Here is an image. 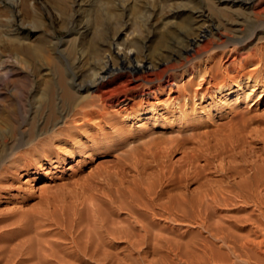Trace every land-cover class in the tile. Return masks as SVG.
Masks as SVG:
<instances>
[{
    "label": "rangeland",
    "instance_id": "374dc122",
    "mask_svg": "<svg viewBox=\"0 0 264 264\" xmlns=\"http://www.w3.org/2000/svg\"><path fill=\"white\" fill-rule=\"evenodd\" d=\"M220 1L225 0H211L212 6ZM211 2L0 0V160H5L0 164V264H17L22 260L26 263L21 264H184L189 257L188 264H223L219 263L221 257L226 259L224 264H229L234 260L215 242L211 243L213 251L203 255L201 244L207 236L192 220L164 221L158 214L159 207L165 206L180 208V214L188 209L189 213L205 190L232 185L239 180L236 172L250 170L252 163L264 167V64L246 68L256 66L259 72L256 83L244 80L238 92L231 96V104L223 106L220 103L226 92L218 83L213 90L211 85L223 78L228 85L235 83L240 65L227 75L222 69L228 64L229 52L226 56L211 52L200 61L196 55L189 54L192 48L189 42L198 37L210 18L214 24L220 20V24L224 20V24L238 21L235 24L239 23V29L235 30L243 38L256 25L264 26V0L255 8L262 13L258 20L253 19L251 9L243 10L225 2L222 6L231 7L230 14L220 17L211 10L209 13ZM234 8L237 12L242 10L238 12L240 17ZM199 12H206L208 17L198 21ZM224 33L229 51L237 37L232 32ZM114 45L125 52H134L137 61L155 64L157 71L165 70L162 77L154 78L152 87L158 91L154 101L161 105L156 112L148 111L141 120L145 129L138 126L135 117L139 106L146 110L151 106L144 103L132 106L131 101L128 111L119 113L109 100L102 102L98 92L90 90L83 93L86 98L72 109L62 97L61 85H57L62 77L63 88L86 85L111 55L112 66L116 68L113 80L116 85L122 82L126 86L124 80L135 75V71L119 70L120 59L114 56ZM259 46L264 43L252 44L253 49ZM250 53L246 48L239 52L242 57ZM258 57L264 59V48ZM174 63L176 68H171L170 64ZM179 64L184 68L177 69ZM209 65L222 68L219 73H223V78L216 82L206 78L202 87L209 86L213 91L217 97L213 105H220L218 108L201 102L202 91L197 90ZM46 68L48 79L42 76ZM176 87H184V97L180 100L173 99L175 94L169 96ZM70 109L75 114L85 109L103 111L104 119L81 126L82 122H72L68 117L65 122L52 124L62 130L61 134L37 133L51 114ZM231 119L245 122L243 143L246 151L251 152L250 158L234 163L228 158L206 160L204 148L207 147L201 143L205 141L203 133ZM19 137L28 141L25 147ZM72 138L86 142L89 148L80 152L81 161L63 156L62 164L58 165L59 153L71 146ZM46 155L57 167L51 174L45 170L34 172L25 179L29 182L22 185L26 162L34 161L32 164L38 170ZM163 202L167 205L163 206ZM132 208L136 212L144 210L140 213L146 218L143 223L151 225L152 230L148 241L141 239L142 232L131 221ZM101 225L111 229L116 238L100 237ZM123 235H138L135 238L139 251L130 249ZM168 244L173 254L168 253ZM197 252L202 254L201 258L196 256ZM115 259L120 261L116 263Z\"/></svg>",
    "mask_w": 264,
    "mask_h": 264
},
{
    "label": "bare ground",
    "instance_id": "6f19581e",
    "mask_svg": "<svg viewBox=\"0 0 264 264\" xmlns=\"http://www.w3.org/2000/svg\"><path fill=\"white\" fill-rule=\"evenodd\" d=\"M209 1L211 2V0H209ZM261 1L262 0H225V1H220L217 6H216V3H214L215 5L214 4L213 5L215 7L212 6V2H211L210 6L208 5L209 9L207 11L210 13V10H211L212 13H214L220 17L226 16V15L231 13V11H230L231 7L222 6V3L225 2V3H228V5L230 4L232 7L237 6L238 8H241L243 10L244 9H251L252 13L254 15L253 19L258 20V19H260V17L258 18V16L262 13H259L258 12L259 10L255 11V8L258 6V4L261 3ZM205 4L207 5V3H205ZM251 10H250V12H251ZM203 11H204V9H203ZM235 11H236V9H235ZM239 11L241 12L242 10H238V12ZM238 12L236 11L235 13H238ZM232 13H234V11ZM242 13H241V15H242ZM238 15L240 17V13H238ZM238 15H236V16H238ZM206 17H208L206 12H199L196 19L199 21V20L204 19ZM251 17H252V15H251ZM229 18H231V17H229ZM210 19H209V23L206 27H203L201 29L199 28L200 32L198 33V37L195 38L194 40H192L191 42H189L191 47H192L191 49L189 48L190 49L189 54L191 56L196 55L200 61L202 56H204V55L210 56L211 52L212 53L221 52L220 53V54H222L221 56H226L227 52L230 53V55L228 56V59L226 60V62L228 64L225 65V67L223 69L216 67V65H209V67H207L208 71L204 72L205 75L202 76V79L200 78V81H199L198 86H197V90L202 91L201 95H200L201 96L200 101L203 103L207 102V105H212V106H214V108H216V107L218 108V107H220V105H216V103H215V105H213L214 100L217 99V97L212 94L213 91H211L210 88H208L209 86L205 89L202 88L204 86V84L206 83V78H211L216 82L218 79L223 78L222 77L223 73L221 74V73H219V71L223 70V72H225L228 75V72H232V70L235 71L237 65H240L236 74L234 73L235 77H236L235 83L228 85L227 82L223 81V80H225L223 78L222 81L220 80L221 82L217 81L216 83L211 85L212 90L216 89L217 85H219L222 87L221 90L226 92L225 95H223V99L220 103V104H223V106H227V105L231 104V102H232L231 96L236 94V92H238V90L241 88L242 82L244 80H247V82L251 81L253 83H256V80H255L256 77L255 76H258V74H259V72H257L258 70H256V66H255V68H252V69H250V68L246 69V68L248 66H250L251 64H256V65L257 64L258 65L264 64V59L262 57L261 58L258 57L259 53L264 48V46H259L257 49H255V48L253 49V47H252V44L255 45V44L264 43V31H263L264 26L263 25H258V26L256 25L254 27V30H252V33L247 38H245V37L243 38L241 36H238L237 35L238 32L236 33V30H235L238 28L239 23L235 24L238 21H234V20L230 19V20H232V21L229 20L231 22V24H228V22L226 24H224L225 20H224L223 24H220V21H221L220 20L219 22L214 24L213 18H212V20H210ZM236 20H237V18H236ZM195 22H196V20L194 21V23ZM248 25H249V23H248ZM253 26L251 25V27H253ZM225 31L226 32H232L234 34V36L237 37L233 40V44H234L233 49H231L229 51H226L228 43H226L223 39V37H227L224 33ZM232 33H230V34L233 35ZM229 40L231 41V37H229ZM242 48H246L247 50H251L250 55L247 54V55H249L248 57H245V56L242 57L241 54H239V52H241ZM114 50L116 51L114 56L119 57V59H120L119 63L121 65V69H119V70L130 69V70L135 71V75H130L129 76L130 78L124 80V82L126 83V86H123L124 84L122 85L121 84L122 82L118 83L119 85H116V81L113 80L112 75L116 71V68L112 66L111 55H108L109 57L107 58L106 63H104L105 65L103 67H101V69H99V72L92 74V76L90 77V79L86 85L82 86V85L77 84V86L75 85L76 89H74V88L68 89L67 87L63 88V85H62L63 81L62 80H65L64 77H62V80L60 79L58 81L57 85H59V84L61 85L62 97H63L64 101L67 102V104L72 109L76 105H78L82 100H84V98H86L85 95H83V93L88 92L90 90H94V91L98 92L99 97L101 98L102 102L109 100L110 106L117 108L116 111H118L119 113H125L126 111H128V109L130 108L129 105H130L131 101L133 103L132 106L137 104V103H139V104L144 103L146 105H149V106H151V108L149 110L148 109L146 110V108L139 106L138 107V113L136 114L137 117H135V119L138 120V123H137L138 126L141 129H143V128L145 129L146 127L144 124L141 123L142 122L141 120H143V118L147 115L148 111L149 112L150 111L156 112V110H158L159 106L161 105L159 103H156L157 101H154L156 99V95L158 92L156 88L152 87V84L154 82V78L156 76L162 77L163 74L165 73V70L162 69L161 71H157L156 67L154 66L155 64H152L151 62H148L146 60L137 61L136 60V54L132 51L125 52V51H123V49H120L119 47H117L115 45H114ZM1 55H0V62H2L1 61V59H2ZM219 58H220V56H219ZM211 61H213V59H211ZM175 65L177 66V64H175V63L170 64V67L173 68ZM176 66H175V68H176ZM183 66L184 65L179 64L177 69H182V68H184ZM252 67H254V66L252 65ZM220 69H222V70H220ZM215 70L217 72L216 75H214ZM48 71L49 70L47 69L46 74L42 75L43 78L45 77L48 79V76H49L47 73ZM212 74L214 75V77ZM261 74H262V72H261ZM37 75H39V74H37ZM61 76L62 75H60L59 78H61ZM259 76H261V75H259ZM263 77H264V75H263ZM228 79H229V77H228ZM213 80H211V81H213ZM222 82H223V84L220 85ZM140 87H143V89L141 90L140 93L136 94L135 93L136 90ZM181 88L182 87H180V88L176 87L175 91L169 93V96H172L175 94L173 99L174 100H180L181 98L184 97V94L182 97L184 87L182 88V90H181ZM263 88H264V84H263ZM194 96L196 97V93ZM136 99H138L137 102H135ZM235 102L238 103V101H235ZM215 111H218V110H215ZM102 112L98 113L97 111L93 112V111H87L85 109V111L81 110V112L75 114V113H71V109H70L69 111H62L61 113L56 114V115H54L55 113L51 114V115L49 114L50 116L48 115L49 116L48 120L41 123L40 127L37 129V133L40 134V133L49 131L51 133L48 136H51L52 134H54L56 132L57 133L55 136H57V134L58 135L61 134L62 130L59 131V128H55L54 126H52V124L55 122L57 123L59 120L62 122H65L68 117H70V120L72 122H82V123H80V125L82 124L83 126H85L86 124H88L90 122H92V123L93 122L94 123L95 122H102L104 119V114H102ZM221 112L223 113L224 109L221 110L219 113H221ZM187 113H188V110H187ZM186 116H187V114H186ZM182 117H184V116H182ZM183 127H185V126L183 125ZM35 130H36V128H35ZM245 131H246L245 130V122L242 120L233 121L231 119L229 121H226L225 123H221V124L219 123V124L212 126V129L210 131L203 133L205 141L204 142L201 141V143H203L205 145V147H207V148H204L206 150L205 151L206 153H204V157L207 158L206 160H210V159L224 160L225 158H228L231 161L233 160L232 162L234 163V160L235 161L236 160L237 161H239V160L245 161V160L249 159L251 152L249 151L250 152L249 153L246 151L245 145L243 143V140H244L243 137H244ZM30 134L32 136V133H30ZM27 136H29V135L27 134ZM27 136H26V139H27ZM203 136H202V138H203ZM92 139H88V140H92ZM21 142L23 144H25V145H23L24 147L28 143V141L25 139H21ZM35 142H33L32 144H35ZM69 142H72L71 146L69 148H67V150L65 148L64 151L59 153L60 155L58 156V159L56 160V163L58 165L62 164V161L64 160L63 156H67V159H69V160H72L75 158L78 159L80 156H82L81 155L82 153H80V152H82V150H84V148L85 149L89 148L86 142H83L80 140H75V138H72V141H69ZM27 148H29V147H27ZM247 150H249V149H247ZM45 157H46V159L44 160L45 163L39 165L38 170L36 169V166L34 164H32V162H34V161H27L26 162V164L24 165V170H23V175H22V176H24L23 177L24 181H22V183H21L22 185H25L29 182L28 180H25V179L29 178V176H31L34 172L37 173V171L45 170V171H47L46 174H51L52 169L57 167L54 164L55 161L50 160L49 155H46ZM79 161H81V158H79L78 162ZM3 163H5V160H0V164H3ZM257 164H258V162L256 163V165L252 163L251 168H248V169H250L248 171H246L247 169L246 170L245 169L239 170L241 168L240 167L238 169L239 171L236 172L237 173L236 176L238 177L239 180L237 182H234V183L232 182L233 183L232 185H230V186L225 185L226 187L224 186V188H222L223 187V184H222V187L219 185L220 188H218V189L214 190V188H213L212 191H209V192H207V190H205V193L203 192L204 194H202L201 197H198V199L199 198L200 199L198 201L197 200L195 201V202H197V203H195L196 206H194L192 209H190V207H189V209L191 210L189 213L186 212V210H188V209H185V211L181 212V214H180L178 212V210L180 211V208H178V210H177V208H176V210H174V209L167 208L165 206V207H162V209H161V207H159L160 213L158 212V214L161 215L162 217H164L163 218L164 221L166 220V221H170V222H178L179 220H182V219L192 220L191 222L193 224H195L196 226H198L201 229V231L204 232L207 236V240L203 241V243L201 244L202 245L201 246V253H203V255L204 254L208 255L209 253H211L213 251V246H211L212 245L211 243L215 242V243L219 244L218 248H225L227 250V256L232 257L235 260V261L233 260L229 264H236V263H239V264H263L264 263V260H263V258H264V167L262 166L263 164H260V166ZM44 165H47V167H44ZM241 165H239V166H241ZM236 166H237V164H236ZM249 167H250V165H249ZM230 169H231V167H230ZM13 177H14V175H13ZM21 188H24V187H21ZM164 205H167V204L166 203L164 204V202H163V206ZM172 208H175V206ZM181 208H184V207H181ZM133 210L134 209L132 208L131 217L133 220L131 219V221L134 224V226L136 225L135 227L137 229H140V232H142V236L140 235L141 239L142 240L145 239L146 241H148V239L150 238V235H151V231H152L151 227H150L151 225L149 226V225L143 223L146 220V218L144 216H142L144 214H140L143 209L141 210V212H136V210L135 211H133ZM181 211H183V210L181 209ZM143 212H144V210H143ZM151 214L154 215V213H152V212H151ZM141 216L144 219L143 221L139 220L141 218ZM159 219H162V218H159ZM100 228L102 229V231L100 230V233H101L99 235L100 237L101 236L102 237L110 236L113 239L116 238L115 237L116 235L114 234V232L111 229H109L108 227H105V225H101ZM136 236L139 237L138 235L124 236V238L128 242V245H129L128 247H130V249H132L133 251L138 250V248H137L138 240H136V238H135ZM141 239H139V240L141 241ZM155 245H157V244H155ZM169 245L170 244H168L166 246L170 250L168 253H171L172 249L169 248V247H171V245L170 246ZM166 246H165V248H167ZM175 247H176V249L178 248L177 245ZM175 247H174V249H175ZM153 248H154V246H153ZM225 249H224V251H225ZM153 250L154 249H152V251ZM178 251H181V250H178ZM173 252H174V250H173ZM173 252L171 254H173ZM177 255H179V252ZM182 255H183V252H182ZM194 255H195V253H194ZM197 255L200 256V254H198V252H197L196 256ZM111 257L113 258V257H115V255L111 256ZM116 257L118 258V256H116ZM161 257H163V256H161ZM201 257H202V254L199 258H201ZM205 257H207V259H209L208 256H205ZM205 257H204V259H205ZM166 258L167 257L165 256V259ZM183 258H184V256H183ZM189 258H190L189 261L184 260L185 258L183 259L184 264H186V263L188 264L190 262L191 257H189ZM220 259H222V260H220ZM115 260L117 263L118 259H115ZM196 260L197 259H195V261ZM219 260L221 261V262L218 261L219 263H223V264L226 263L225 262L226 259H224L222 257L219 258ZM118 261H120V260H118ZM185 261H187V262H185ZM194 262H191V263H194ZM21 263H26V262H24L22 260V262H18L17 264H21ZM96 264H98V263H96ZM169 264H171V263L169 262Z\"/></svg>",
    "mask_w": 264,
    "mask_h": 264
}]
</instances>
